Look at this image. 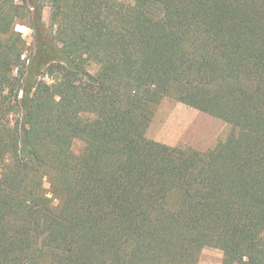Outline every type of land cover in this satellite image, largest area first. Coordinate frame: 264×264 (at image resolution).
Segmentation results:
<instances>
[{
    "label": "trees",
    "instance_id": "trees-1",
    "mask_svg": "<svg viewBox=\"0 0 264 264\" xmlns=\"http://www.w3.org/2000/svg\"><path fill=\"white\" fill-rule=\"evenodd\" d=\"M165 99L226 138L148 139ZM206 247L264 264V0H0V264H197Z\"/></svg>",
    "mask_w": 264,
    "mask_h": 264
},
{
    "label": "rangeland",
    "instance_id": "rangeland-1",
    "mask_svg": "<svg viewBox=\"0 0 264 264\" xmlns=\"http://www.w3.org/2000/svg\"><path fill=\"white\" fill-rule=\"evenodd\" d=\"M42 22L48 29V9H44ZM15 30L21 33L27 45L31 43L32 31L29 28L16 25ZM95 70L94 65L89 67L90 72ZM228 132L229 127L225 122L173 99H165L157 108L146 137L168 146L204 152L223 141ZM81 149L82 143L75 140L72 144L73 153L77 155ZM197 264H224L223 254L218 249L206 247L200 252Z\"/></svg>",
    "mask_w": 264,
    "mask_h": 264
}]
</instances>
